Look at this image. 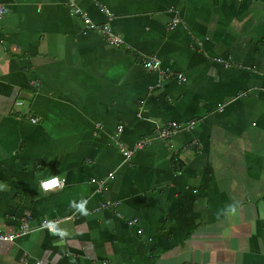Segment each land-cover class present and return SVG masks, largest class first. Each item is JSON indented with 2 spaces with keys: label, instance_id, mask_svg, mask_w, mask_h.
<instances>
[{
  "label": "crops",
  "instance_id": "1",
  "mask_svg": "<svg viewBox=\"0 0 264 264\" xmlns=\"http://www.w3.org/2000/svg\"><path fill=\"white\" fill-rule=\"evenodd\" d=\"M68 2L0 0V264H264V0Z\"/></svg>",
  "mask_w": 264,
  "mask_h": 264
},
{
  "label": "built area",
  "instance_id": "2",
  "mask_svg": "<svg viewBox=\"0 0 264 264\" xmlns=\"http://www.w3.org/2000/svg\"><path fill=\"white\" fill-rule=\"evenodd\" d=\"M68 3H69L68 6H69L71 14L74 16H78V18L84 24L85 28L88 30H91L94 33H96L97 35H99L109 47L118 48V47H121L123 45L121 37L118 34L111 32L109 30L108 26L92 24L87 19L86 14L84 12L80 11L78 8H76L73 5V3H71V0H69ZM105 14H107V12H105ZM2 15H3V8L0 6V18ZM171 23L172 24L177 23V19L174 18ZM141 67L146 71L155 72L158 75V78L160 80H163V81L164 80L165 81L175 80V81L180 82V83H183L185 81L184 78L180 74L172 73L170 71L161 70L159 61L154 57H148V58L143 59L141 61ZM29 121H30V123L35 122L34 119H30ZM177 127H178V125L176 123H170L166 127L158 128L154 132V137H156L157 139L170 138L172 136V134L174 133V131L177 129ZM121 129H122V127L118 126L116 129V132L119 133L121 131ZM146 145H147V141L140 140V141L134 143L131 149H125L123 147H118V150H119V153L121 154L123 160L127 161L135 151L143 149ZM52 180H56L57 183L55 185H53L51 188H45L44 185L46 183L52 181ZM61 186H62V183L58 182L57 178H55V177L49 178V179H45L39 183V191L41 194H47V193H50L52 191L60 189ZM112 205L113 204L107 203V204L102 205L101 208L112 207ZM39 228L45 229L46 231L51 232V233H57V231H58L57 221L42 223L39 226ZM27 232H28V229H26L25 227H21L19 230V233H17V234H11L10 235V234L0 233V242H10L16 236L23 235ZM34 264H38V263H34Z\"/></svg>",
  "mask_w": 264,
  "mask_h": 264
},
{
  "label": "clouds",
  "instance_id": "3",
  "mask_svg": "<svg viewBox=\"0 0 264 264\" xmlns=\"http://www.w3.org/2000/svg\"><path fill=\"white\" fill-rule=\"evenodd\" d=\"M53 182H55V183H53ZM56 183H57L56 180H52V181L46 183V184L44 185V187H45V188H51V187H52L53 185H55ZM81 207H82V205H81Z\"/></svg>",
  "mask_w": 264,
  "mask_h": 264
},
{
  "label": "snow or ice",
  "instance_id": "4",
  "mask_svg": "<svg viewBox=\"0 0 264 264\" xmlns=\"http://www.w3.org/2000/svg\"><path fill=\"white\" fill-rule=\"evenodd\" d=\"M53 183H55V182H53Z\"/></svg>",
  "mask_w": 264,
  "mask_h": 264
}]
</instances>
